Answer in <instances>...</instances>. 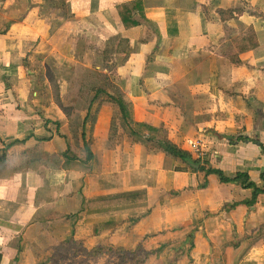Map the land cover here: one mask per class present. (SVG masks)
<instances>
[{"label": "crops", "instance_id": "0c3cea01", "mask_svg": "<svg viewBox=\"0 0 264 264\" xmlns=\"http://www.w3.org/2000/svg\"><path fill=\"white\" fill-rule=\"evenodd\" d=\"M132 1L126 30L116 7ZM116 93L264 188V0H0V264H41L70 239L141 246L148 264H264V194L247 207L251 190L150 154L112 124Z\"/></svg>", "mask_w": 264, "mask_h": 264}, {"label": "trees", "instance_id": "16d2710c", "mask_svg": "<svg viewBox=\"0 0 264 264\" xmlns=\"http://www.w3.org/2000/svg\"><path fill=\"white\" fill-rule=\"evenodd\" d=\"M139 3V1H132L128 3V6L121 5L116 7L124 29L127 30L138 25V22L134 19L133 13L138 11L137 8L140 5ZM139 17H142V13L139 14ZM52 91L56 104L62 108L63 103L61 101L56 81H53ZM111 100H113L114 106L118 110V117H113L112 124H120L129 128L130 135L143 142L147 146L150 154H154L160 150L166 156L175 160H180L190 167H194V169L202 173L204 177L214 176L217 177L222 184L239 185L244 189L251 190V196L249 199L241 203L247 207H253L257 203V197L264 194V188H257L249 181L246 174L237 173L234 176L227 177L221 170L211 168L206 161L198 167V162L192 159L189 152L180 149L168 139L167 134L162 127L154 126L144 121H135L132 117L135 112L133 106L123 99L121 94L116 93L114 96H111ZM62 109L65 110V108ZM65 112L66 114L68 113L67 110H65ZM239 139L251 142L246 137H241ZM258 146L264 151V145L258 144ZM5 158L6 151L3 147L2 153H0V166L4 163ZM260 179L261 181H264V173L260 175ZM236 207V203L231 206H225L222 208L221 213L231 212L235 210ZM102 228H106V226H99L98 224L94 225L92 233L99 235L97 232ZM259 229L263 230L264 225L260 226ZM152 253H154V251H145L141 246L137 247L135 250L113 248L110 246H100L93 249H87L82 243L70 239L55 248L47 262L41 264H148V259Z\"/></svg>", "mask_w": 264, "mask_h": 264}, {"label": "built area", "instance_id": "2783aa9c", "mask_svg": "<svg viewBox=\"0 0 264 264\" xmlns=\"http://www.w3.org/2000/svg\"><path fill=\"white\" fill-rule=\"evenodd\" d=\"M186 146L192 152L191 157L198 162V167L206 161L205 145L200 140H187Z\"/></svg>", "mask_w": 264, "mask_h": 264}, {"label": "rangeland", "instance_id": "374dc122", "mask_svg": "<svg viewBox=\"0 0 264 264\" xmlns=\"http://www.w3.org/2000/svg\"><path fill=\"white\" fill-rule=\"evenodd\" d=\"M138 26H139V24H138L136 27H138ZM47 260H48V258H45V259L42 261V263L47 262Z\"/></svg>", "mask_w": 264, "mask_h": 264}]
</instances>
